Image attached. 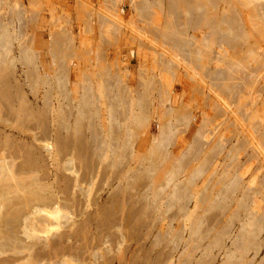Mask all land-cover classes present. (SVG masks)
<instances>
[{
	"label": "rangeland",
	"instance_id": "1",
	"mask_svg": "<svg viewBox=\"0 0 264 264\" xmlns=\"http://www.w3.org/2000/svg\"><path fill=\"white\" fill-rule=\"evenodd\" d=\"M32 1L30 3L29 0H2L0 12L3 14V19L12 11L19 10L23 13L19 14L20 19H22V27L24 24L26 25L21 28L24 32L23 38L29 42V45L31 43L30 46L40 55L42 64L46 65L50 71L53 68L46 42L49 31L56 30L58 26L71 31L76 41V50L79 52L74 54L73 59H69L66 64L68 71L66 88L70 98L66 102V105L69 106L65 105L64 108L66 111L68 110L66 118L68 120L66 126L68 127L66 128L58 125L60 119L57 116L56 96L49 100L50 107L45 108V103L42 101L44 86L37 85V88H30L19 63L16 65L14 75L21 85L22 90L18 86L21 92L10 96L12 94L7 92L8 88L0 85V95H2L0 100H2L3 105L12 107L10 104L14 102L13 105L15 106L18 103L17 100L20 101V104L16 105L17 108L20 106L17 115L19 119L16 115L13 118L7 113H0V264H223L225 253L223 250H226L228 246L230 247L228 236L222 237L224 240L221 239L222 243H212L213 245H211L208 241L211 236H207L211 233H208L206 234L207 237L201 240L199 248L196 251H190L189 255L188 248H183V240H186L187 236L180 240L182 243L179 241L176 243L170 239L172 238L169 233L172 232L170 230L177 229L178 224L182 221L176 213V208L166 210L162 207L158 210L159 208L155 209L150 205L151 202H154L151 197L153 185L157 187L163 182L162 179L165 176L163 174L170 167L168 161L171 160V157L174 159L175 155L186 145L185 141L183 142L180 138L193 135L192 131L198 125H203L201 124L203 123L202 118L206 113L207 115L214 114L212 112L214 111L212 108L214 107L213 101H218V97L206 88H197L198 86L193 85L194 81L190 83V78L187 74L182 73L183 69L180 65H176V67L174 65L172 68L173 75L168 77L169 80L165 76L162 77L163 73L161 75L158 73L160 69L156 66L159 67L160 63L151 64L152 59L157 58V55L160 58H170L172 52L163 55L162 49L153 43L157 40L132 32L136 17L132 13L130 0ZM258 1L264 3V0ZM119 8L123 9L122 13H119ZM76 13L80 14L76 15ZM100 14H102L103 19L105 18L103 25L99 19L97 20V16ZM21 23L20 20H17L14 25L18 27ZM116 26L119 29H116ZM19 38L20 36H17L18 40ZM135 42H140L141 46L144 44L139 48ZM157 42L159 43V41ZM17 43L14 41L13 44L15 54L17 53ZM137 49L140 53L146 54V59L137 55ZM262 49L258 51L264 55ZM108 65L111 66L110 69L114 73L111 72L107 77L114 80L120 74L128 89L136 92L135 95L144 89L135 81L137 82L143 75L146 77L154 75L155 77L153 80L155 84L150 90L152 92L150 96L153 98L151 103H148L150 106H147V113L149 114L147 125L142 126V128L139 127L138 130L134 129V126L131 128L134 131L128 132L130 136L126 133L128 130L121 127V131L116 133L118 144L111 152L110 150L103 151L94 148L88 124L90 120L92 122L93 118V122L97 124L100 131H105L110 125V122H107V107L104 106V102H106L102 93L104 90H101V86L100 88L97 86L98 82L101 81L96 75L97 71L103 73L105 71L103 70L104 66ZM209 67L212 68L211 65ZM108 68L109 66L105 69ZM115 71L119 74H115ZM185 75L187 77H184ZM82 78L86 79L85 82ZM161 78L163 80H160ZM181 79L182 83H180ZM89 81L93 85V91L99 95V112L95 114L97 116H91L92 118L86 117L87 113L77 120L74 113L76 112V103L81 91L85 89H82L81 84ZM259 81L261 90L258 92L256 102L260 106L261 101H264V81L261 77H259ZM161 82L164 83L161 84ZM162 86L168 88L171 93L169 101H161L155 95L157 89L159 90L160 87L161 90ZM190 86L194 87L191 88ZM182 88L185 89L183 97L180 96ZM199 92L200 94H198ZM4 94H7V97ZM20 94L21 96H19ZM128 95L131 97L130 91ZM190 95L194 96L188 101ZM179 96L181 97L180 101ZM179 102L188 103L185 107H188V110H185L190 113L191 118L187 125L185 121V125L181 122L176 124L177 128H175L179 131L182 130V133L178 134L179 131L174 128L176 135L172 137L173 142L171 141L167 147L169 159L167 158V163L164 162V159H161L160 164L157 162L160 169L158 166V171L156 170V174H154L155 171L146 170L147 158L149 161L151 158L150 153L148 156L146 155L151 140L159 132L158 124H161L159 121L162 120L159 113H163L166 109H175L180 104ZM159 103L162 104L159 105ZM86 108L90 107L87 106ZM225 116L231 117L227 112ZM225 116L217 117L216 121L211 122V124H205L206 131L203 129L205 133H210L214 139H218L220 135L224 134L228 140L232 134L229 132L227 134L225 130V125L228 123L223 120ZM120 120L122 122V119ZM72 124L75 126L72 127ZM212 124L217 126L215 130H212ZM86 125L88 126L86 127ZM74 127H80V129L76 128V131ZM122 138H125V143ZM233 138L234 136L230 137L231 140L229 139L225 143L224 149L216 158L219 165L222 163V156L226 154L231 145L230 142H234ZM186 139L188 140V138ZM250 152L251 149L247 150L246 156ZM258 158L261 159V155ZM191 166L193 164H190L188 169L183 171L184 177L188 175ZM210 173L209 170L205 178H208ZM184 177H180V179ZM158 179L161 183L157 181ZM162 200L164 201L165 198L159 201L162 202ZM187 206L189 210L194 211L196 209L192 201ZM220 216L218 213L213 214L209 218V222L215 224L217 219V224L221 221L220 224L223 225L225 217ZM212 218H214V222L211 221ZM236 223L233 234L239 228L237 221ZM185 231H187L186 228ZM185 231L184 236L187 235ZM222 244L225 245L224 248ZM263 255L264 250L252 260L253 253H250L244 258V262L246 259L247 264H257V261L258 264H263L262 262L259 263ZM250 257L251 263L248 261Z\"/></svg>",
	"mask_w": 264,
	"mask_h": 264
},
{
	"label": "bare ground",
	"instance_id": "2",
	"mask_svg": "<svg viewBox=\"0 0 264 264\" xmlns=\"http://www.w3.org/2000/svg\"><path fill=\"white\" fill-rule=\"evenodd\" d=\"M1 1L2 0H0V4H2ZM130 1L132 13L134 17H136L134 19L132 32L159 41V43L157 41L153 43L156 47L159 46L158 48L162 49L161 52H163V55L172 52V57L170 58H160L157 55V58L155 57L154 60L152 59L153 62L151 64L159 62V65L162 66H156V68L160 69L158 73L160 75L163 73L162 77L165 76L168 78L170 75H173L172 68L174 65L175 67L176 65H180L184 71H182V73L187 74L190 78V83L194 81V86H198L197 88L201 87L202 89L206 88L210 93L218 97V101H213L214 107L212 108H214V111L212 112H214V114H210H213V116L207 115V113L206 115L204 114L205 116L202 118L203 123L198 122L203 125H198L192 131L193 135L184 137L181 135L182 137L180 139H182L183 142L185 141L186 145L182 150L180 149L181 151L179 150L180 152L178 151L179 153L175 155L174 159L171 157V160H173L172 163H170L171 160L168 161L170 166L169 170L163 174L165 176L164 179H162V183L159 182V179L157 180L161 183L157 186L158 189H156V185H153L154 189L151 197L154 202H151L150 205L155 207V209L159 208L158 210L162 207L166 208V210H170V208L173 207L176 208V213L181 217L180 219L182 221L180 220L181 222L178 224L179 227L177 229L170 230L172 231L169 232L172 236L170 239L177 243L178 241L181 242L180 240L187 236L186 240H183V248H188L189 255L190 251H196V249L199 248L198 246L201 240L207 236H211L210 239L212 240L208 239L211 245H213L212 243L216 244L221 242L222 237L228 236L230 239V242L228 241L230 247L228 246L226 250H223L225 251L223 261L221 260L223 264H247V260L245 259L244 262V258L249 256L250 253H253V256H251L253 260L254 257L259 256L264 250V101H261L260 106L257 105L258 103L256 102L258 92L261 90L259 88V77L264 81V55L258 51L264 46V3L258 0ZM29 2L31 3L33 1L29 0ZM76 7L78 8V6ZM118 10L119 13L123 12L121 8ZM20 13L23 14L19 12V10L12 11L10 15L3 19V14L0 12V85H3L2 87L4 88H8L7 92L12 94L10 96L19 93L21 85L18 78L14 75L16 65L19 63L23 68L24 78L30 88H37V85L44 86L45 89L42 94V101L45 103V108L50 107L49 100H52L53 97L56 96L57 116L58 119H60V121L58 120V125L66 128L68 127L66 126L68 121L66 119L68 110L66 111L64 108L66 102L70 99L68 95L69 91L66 88L68 81L66 64L69 59L74 57V54L79 52L76 50L75 38L72 36L71 31L62 26H58L57 29L52 32L49 31L46 43L51 64H53V68L50 71L46 65L42 64L40 55L30 46L31 43L29 45V42L24 40V32H22L23 29L21 30V28L26 25L24 24L22 27ZM78 14L76 13V15ZM100 15L97 16V20L99 19L100 23H102L101 25H103L105 18L103 19L102 14ZM17 20H20L21 23L18 27L14 25V22ZM139 22L141 25L137 24ZM8 27L11 28L9 29ZM116 29L119 28L116 26ZM17 36H20L19 40ZM14 41L18 42L16 54L13 51ZM136 44L140 48L144 43L142 46L140 42ZM262 50H264V48ZM137 55H141L143 59H146V54L140 53L138 49ZM100 59V61H102V58ZM98 63L101 64V62ZM209 65H211L212 68H210ZM108 66L110 72L108 69H105ZM108 66H104L105 68L102 67L106 74L96 70V75L101 81L98 82L97 86L99 88L101 86V90H104L102 92L103 98L105 97L106 99L104 100L106 101L104 102V106L107 107L106 116L107 122H110V125L107 126L105 124L107 126L106 130L100 131L97 124L93 122L91 116L99 112V95L93 91V85L90 81L88 83H82V86L79 85L82 89H85L81 91L79 99L77 100L76 112H74L76 116H74L79 120L88 113L86 117L92 118V122H90V120L88 124L90 126L89 132L91 133L94 148L103 151L110 150L111 152V150L115 148V145L118 144V135L116 133L121 127L128 130L126 132L128 133L129 131H134L133 129L131 130L134 126V129L138 130L139 127L142 128V126L147 125L149 118L147 106L149 105L148 103H151L153 98L150 96L152 94L150 90L153 89L152 87L155 84L153 81L155 77L154 75L147 77L143 75L141 79H138L137 82L135 81L137 85L140 87L143 86L144 88L143 91H138L135 95L136 92L128 89V86L123 82L124 79L122 80L120 74L116 71L115 74L117 73L119 75L115 77L114 74V77L117 79L112 80V78L107 77L112 72L110 69L111 66ZM187 76L185 75L184 77ZM82 79L83 82H85L84 80L86 79ZM160 80L163 79L161 78ZM163 83L164 82H161V84ZM180 83H182V79ZM161 88V90L160 87L159 90L156 88L157 93L155 95H157V98L161 101H169V95L171 94L169 89L163 86ZM184 90L185 89L182 88L180 92L181 97H183ZM129 91L131 97H128ZM200 92L198 94H200ZM4 96L7 97V94H4ZM19 96H21V94ZM180 96L179 101L181 98ZM190 96L188 101H190L194 95ZM0 97L2 98V95H0ZM16 97L18 96L16 95ZM12 98L15 99V97ZM17 101L19 105L20 101ZM13 103L10 104L12 107H6L3 105L2 100H0V113H7L9 116H13V118L16 117L20 106L17 108V104L15 103L16 105L14 106ZM26 103H28L27 100ZM179 103L180 104L175 109H166L163 113H159L160 119H162L159 121L161 124H158L159 132L157 136L151 140L152 142L150 147H148L149 150L147 149L148 152L146 155L148 156V153H150L152 159L150 158L149 161V158H147L149 164L146 163L147 167L145 166L146 170L150 172L155 171L154 174H156V170L158 171V163L160 164L161 159H164V162L169 159L167 147L171 144L172 137L176 135L174 134L176 124L180 122L183 124L185 121L187 125L191 118L190 113L185 110H188V107L185 108L188 103ZM160 104L162 103H159V105ZM87 106L90 108H86ZM226 112L227 114L229 113L231 117H226ZM222 116H225L223 120L228 122L225 125L227 134L228 132L231 133L235 140L233 138L234 142H230L231 145L226 154H222V163L219 165L216 162V158L219 157V154L224 149L225 143L232 136L227 140L224 134L219 137L217 134L218 139H214L213 135L205 133V124H211V122L216 121L217 117L219 118ZM120 119H122V122ZM78 125H80V123ZM73 126L75 125L72 124V127ZM87 126L88 125H86V127ZM216 127L217 126L213 125L212 130H215ZM76 128L74 127V130H76ZM78 128L80 129V127ZM176 128L175 130H178ZM183 128L186 129V127ZM177 133L181 134L182 130ZM128 135L130 136V133H128ZM186 138H188V140ZM123 142L125 143V140ZM117 148L119 149L118 146ZM250 149L251 152L246 156L247 150ZM260 155L261 159L258 158ZM140 157L141 155L139 158ZM142 157L144 158V156ZM242 159H244V161H242ZM137 162L139 163V161ZM190 164H193V166L190 167L191 169L188 175L184 177L182 175L183 171L187 170ZM209 170L211 173L208 175V178H205ZM135 171L138 173L137 170ZM151 177L153 178V176ZM180 177L184 178L180 179ZM199 183H201V185L198 186ZM162 198H165V200L160 202L159 200ZM190 201L193 202L196 208L194 211L189 210L187 206ZM216 213L225 217L223 225L220 224L221 221L217 224V219L215 220V224L209 222V218ZM213 219L214 218H212L211 221H213ZM236 221L239 224V228H236L237 231L233 234V229L235 228V224H237ZM185 228L187 231H185ZM184 231L185 234L187 233L185 236ZM208 233H211V235L209 234L206 236ZM224 246L225 245H223V248ZM209 247L211 248V246ZM251 257L250 260H248L249 262L251 261ZM260 262L264 264V255L260 259L259 263Z\"/></svg>",
	"mask_w": 264,
	"mask_h": 264
}]
</instances>
